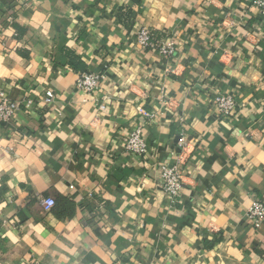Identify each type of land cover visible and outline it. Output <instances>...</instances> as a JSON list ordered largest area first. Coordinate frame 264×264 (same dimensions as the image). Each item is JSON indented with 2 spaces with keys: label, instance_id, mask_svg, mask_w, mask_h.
Here are the masks:
<instances>
[{
  "label": "crops",
  "instance_id": "0c3cea01",
  "mask_svg": "<svg viewBox=\"0 0 264 264\" xmlns=\"http://www.w3.org/2000/svg\"><path fill=\"white\" fill-rule=\"evenodd\" d=\"M144 26L169 34L176 57L140 51ZM66 51L106 76L94 97L77 92L87 73ZM0 92L34 102L0 125V264H264V223L248 217L264 202V16L252 1L0 0ZM220 94L238 104L229 118ZM139 127L141 158L124 143ZM182 137L171 202L158 167L178 162Z\"/></svg>",
  "mask_w": 264,
  "mask_h": 264
},
{
  "label": "built area",
  "instance_id": "2783aa9c",
  "mask_svg": "<svg viewBox=\"0 0 264 264\" xmlns=\"http://www.w3.org/2000/svg\"><path fill=\"white\" fill-rule=\"evenodd\" d=\"M252 1L254 6L264 16V0H249ZM136 46L140 51H156L160 56L166 60L176 57L178 48L175 41L169 34L159 33L150 27L144 26L139 28L135 33ZM106 81V76L100 73H87L80 77L77 82V92H80L88 97H94L102 88ZM55 99L51 91L45 92L40 95L35 103L39 107H48ZM104 102L99 104L98 110L105 112L108 107ZM32 100L16 101L9 98L4 92H0V125L7 127L14 123L17 114L23 107L32 105ZM215 105L217 113L220 117L229 118L234 115L235 110L238 108L236 100L229 95H218L215 97ZM141 116H150L144 110H140ZM126 152L136 157H144L147 155V145L143 138V128L139 127L131 132L125 134L124 138ZM181 154L179 155L178 162L173 165L159 166L161 172V184L163 190L171 202H176L183 192V171L186 165L184 158L185 151L188 145L182 137L178 144ZM40 199V203L45 210L50 211L55 207L53 199ZM248 217L256 229L264 223V202L255 200L248 212Z\"/></svg>",
  "mask_w": 264,
  "mask_h": 264
},
{
  "label": "trees",
  "instance_id": "16d2710c",
  "mask_svg": "<svg viewBox=\"0 0 264 264\" xmlns=\"http://www.w3.org/2000/svg\"><path fill=\"white\" fill-rule=\"evenodd\" d=\"M67 59L69 60V66L71 69L77 71L79 74L87 73V66L84 62L79 60L73 52L66 51L65 53Z\"/></svg>",
  "mask_w": 264,
  "mask_h": 264
}]
</instances>
